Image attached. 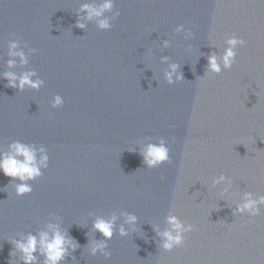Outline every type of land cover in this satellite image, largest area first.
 I'll list each match as a JSON object with an SVG mask.
<instances>
[{
  "label": "water",
  "instance_id": "1",
  "mask_svg": "<svg viewBox=\"0 0 264 264\" xmlns=\"http://www.w3.org/2000/svg\"><path fill=\"white\" fill-rule=\"evenodd\" d=\"M105 2L0 0V155L20 142L37 163L48 158L27 195L0 174V264H23L14 243L54 231L75 245L59 264H264V205L255 217L237 211L247 193L264 196V0H111L91 20L81 11ZM231 36L245 45L224 69ZM29 72L38 89L3 78ZM150 144L169 160L149 168ZM169 217L193 231L166 252ZM98 219L113 222L111 239L93 229ZM33 255L44 264L39 243Z\"/></svg>",
  "mask_w": 264,
  "mask_h": 264
},
{
  "label": "clouds",
  "instance_id": "2",
  "mask_svg": "<svg viewBox=\"0 0 264 264\" xmlns=\"http://www.w3.org/2000/svg\"><path fill=\"white\" fill-rule=\"evenodd\" d=\"M113 7L111 0H106L105 3L99 8L95 9L90 5H83L81 11L87 12V19L91 20L93 17H100L104 11L111 10ZM119 15V13H117ZM77 27L83 29L84 24L77 23ZM98 27L102 30L108 29L110 25L107 21H100ZM182 25L176 28V31L179 32L182 29ZM229 47L225 50L223 56V68L231 69L232 65L235 62L237 56L236 46L239 45L243 47L245 41L243 39H238L235 36H231L227 40ZM17 45L12 43L10 45L9 55L17 56L20 58L21 63H25V57L22 52L11 51L15 49ZM8 65H12V61L8 62ZM208 66L210 70L214 73H220L221 66L217 62L215 54H212L208 58ZM175 68V66H173ZM35 73L29 72L23 74L19 79L13 74L5 73L4 79L8 81L7 86L10 88H17L22 90L25 86L32 89H38L41 86L42 81L32 80L31 77ZM182 77H178L180 79ZM169 82H171V76L169 75ZM61 104V99L59 97L55 98L54 107ZM11 154L0 155V174H3L5 177L10 178L11 180H19L20 183L15 185V194L17 196H24L32 192V187L28 181H31L41 175L40 169L46 167L47 156L42 155L39 162H36L35 152L27 145L20 142H15L10 146ZM43 152V149H41ZM144 163L149 167H156L160 164H163L169 160L168 149L160 145L150 144L147 150L142 154ZM22 157L23 159H18ZM223 179V177H221ZM264 205V196H259L258 198L253 199L251 193H247L244 197V202L237 205V211L241 214L247 212L248 216L255 217L261 214L260 206ZM114 219V218H113ZM135 217L129 215L127 217L128 223H134ZM169 224L172 226L171 231H166L162 233L164 242L162 248L166 252L172 251L173 248L179 247L184 243L185 233L193 231V225L183 226L181 222L175 217H169ZM53 227V226H50ZM93 229L99 232L105 240H109L113 236V222L105 221L103 219H98L93 224ZM119 235H126L123 227L119 229ZM39 243V254L44 257V264H59L61 260L66 255V246L70 245L75 248V245L69 239H66L63 234L59 231H54L53 236L49 239L47 233H41L40 239L37 241L35 236L29 235L26 237V240L16 241L14 243V250L19 251L22 257L23 264H35L36 256L33 253L37 252V245ZM107 245L104 242L97 243L95 247L92 248V253L95 254L97 250H103ZM13 252H10V256L13 255ZM108 253H105V256H108Z\"/></svg>",
  "mask_w": 264,
  "mask_h": 264
}]
</instances>
